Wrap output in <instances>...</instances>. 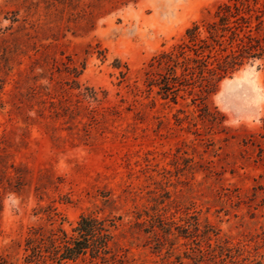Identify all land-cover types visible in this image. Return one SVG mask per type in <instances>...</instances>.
Listing matches in <instances>:
<instances>
[{"label":"rangeland","instance_id":"374dc122","mask_svg":"<svg viewBox=\"0 0 264 264\" xmlns=\"http://www.w3.org/2000/svg\"><path fill=\"white\" fill-rule=\"evenodd\" d=\"M81 216L105 264H264V0H0V264Z\"/></svg>","mask_w":264,"mask_h":264},{"label":"trees","instance_id":"16d2710c","mask_svg":"<svg viewBox=\"0 0 264 264\" xmlns=\"http://www.w3.org/2000/svg\"><path fill=\"white\" fill-rule=\"evenodd\" d=\"M227 9L228 6L223 4L218 7V11L215 13L214 17L218 18V21L221 22V26L226 24L222 22L226 21ZM240 20L245 22L243 18H240ZM216 29L217 27L215 23L207 26V33L210 38L213 36V32H216ZM231 33L232 35L235 34L233 31ZM186 34L189 42L194 43L198 40L200 43L199 49H201L199 53L194 50V57L187 58L186 61H191L195 64V69H197L199 75L204 71L213 72L214 70L212 68H208V65H210L207 61L209 56L201 55L204 49L210 47L208 42H206L205 39L202 40L197 38V27L187 30ZM250 48H252V46H248L247 50ZM182 49L183 47H181V50ZM245 49H243L242 52H244ZM224 51V49H221V52ZM238 57L239 56L235 55L231 50L223 55L222 60L217 63V76L221 77L227 70H233L234 66L239 65L240 63H237ZM161 59L164 60V64H166V66L172 71L174 60L171 54H162ZM158 64H160V61H158ZM189 70L187 64H184L183 71ZM173 79L175 80L177 77L173 76ZM165 90L167 92L171 90V87H166ZM42 211L45 212L44 214L51 225L52 222H54V216H56L54 210L47 207L46 210ZM73 232L76 233L75 238L67 237L66 233L60 228L50 227L46 229L43 226L29 227L26 236L22 240V263L65 264L67 261L75 262L77 259H82V261H84L82 257L86 253L90 257V261H88L87 264H96L91 263L92 260H99V264H105L108 261L105 256L111 253V248L108 247V243L112 240L113 236L102 224V221H98L97 219L88 216H81L76 227L73 229ZM113 245L114 247L116 246L115 244ZM19 246L20 243L17 245V248H19ZM110 259H113L112 255Z\"/></svg>","mask_w":264,"mask_h":264}]
</instances>
